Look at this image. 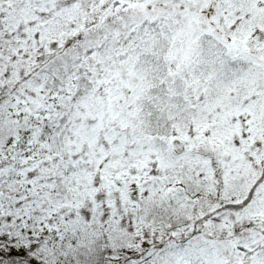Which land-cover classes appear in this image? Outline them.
Listing matches in <instances>:
<instances>
[{
    "label": "snow or ice",
    "instance_id": "6c2138e0",
    "mask_svg": "<svg viewBox=\"0 0 264 264\" xmlns=\"http://www.w3.org/2000/svg\"><path fill=\"white\" fill-rule=\"evenodd\" d=\"M0 264H264V0H0Z\"/></svg>",
    "mask_w": 264,
    "mask_h": 264
}]
</instances>
